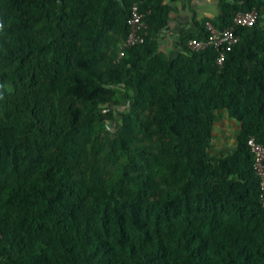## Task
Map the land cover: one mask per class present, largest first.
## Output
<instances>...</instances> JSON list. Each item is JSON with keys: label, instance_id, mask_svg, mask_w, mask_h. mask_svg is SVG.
<instances>
[{"label": "trees", "instance_id": "16d2710c", "mask_svg": "<svg viewBox=\"0 0 264 264\" xmlns=\"http://www.w3.org/2000/svg\"><path fill=\"white\" fill-rule=\"evenodd\" d=\"M173 1L0 0V264H264V0L220 1L221 29L258 12L222 66L161 51ZM134 3L146 40L116 62Z\"/></svg>", "mask_w": 264, "mask_h": 264}, {"label": "built area", "instance_id": "2783aa9c", "mask_svg": "<svg viewBox=\"0 0 264 264\" xmlns=\"http://www.w3.org/2000/svg\"><path fill=\"white\" fill-rule=\"evenodd\" d=\"M149 13V11L142 12L138 4H132L128 19V36L120 47L116 62L122 59L130 48L144 44L148 30L146 16ZM257 22L258 12L254 9L248 12L235 13L231 25L223 29L216 27L211 21H206L204 24L206 37L204 39H188L186 49L190 54H193L213 48L217 51L216 64L222 66L225 62L226 53L239 41L235 29L238 27L250 28L255 26ZM247 145L253 157V170L259 180V202L264 207V145L259 143L255 137H250Z\"/></svg>", "mask_w": 264, "mask_h": 264}, {"label": "crops", "instance_id": "0c3cea01", "mask_svg": "<svg viewBox=\"0 0 264 264\" xmlns=\"http://www.w3.org/2000/svg\"><path fill=\"white\" fill-rule=\"evenodd\" d=\"M221 0H175V11L169 15L166 29L159 36L161 51L174 58L183 50L184 41L203 32V22H218ZM229 1V0H228ZM227 117V114L222 116Z\"/></svg>", "mask_w": 264, "mask_h": 264}, {"label": "rangeland", "instance_id": "374dc122", "mask_svg": "<svg viewBox=\"0 0 264 264\" xmlns=\"http://www.w3.org/2000/svg\"><path fill=\"white\" fill-rule=\"evenodd\" d=\"M126 88L124 86L119 87V91L124 93ZM131 104V103H130ZM121 114L122 112H119L116 114L119 123L121 124ZM112 124V125H111ZM111 131H114V124L111 123ZM238 129V124L225 117L222 116L219 118V120L214 125L213 130V140L210 147V154L216 155V154H226L233 150L235 146V135L236 131Z\"/></svg>", "mask_w": 264, "mask_h": 264}]
</instances>
